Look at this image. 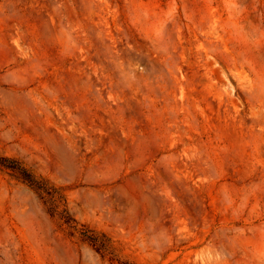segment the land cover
I'll return each mask as SVG.
<instances>
[{"label": "rangeland", "instance_id": "rangeland-1", "mask_svg": "<svg viewBox=\"0 0 264 264\" xmlns=\"http://www.w3.org/2000/svg\"><path fill=\"white\" fill-rule=\"evenodd\" d=\"M0 156V264H264V0H0Z\"/></svg>", "mask_w": 264, "mask_h": 264}, {"label": "trees", "instance_id": "trees-1", "mask_svg": "<svg viewBox=\"0 0 264 264\" xmlns=\"http://www.w3.org/2000/svg\"><path fill=\"white\" fill-rule=\"evenodd\" d=\"M0 165L13 171L17 177L27 182L35 191H37L42 199L49 203V209L52 212H56V208L58 207L56 203V197H64L60 194V190L56 187L49 184L43 178L38 177L32 171H30L27 167H25L20 161L15 158L10 157H2L0 156ZM64 216L66 218V223L69 224L75 231L77 228L76 219L68 212V210H64ZM83 240L90 242L98 251L103 252L105 254L112 255L113 259H116L117 254L114 249L110 245V238L106 236V234L95 235V233H90L89 230L80 231ZM122 264H135L130 263L128 261H121Z\"/></svg>", "mask_w": 264, "mask_h": 264}]
</instances>
